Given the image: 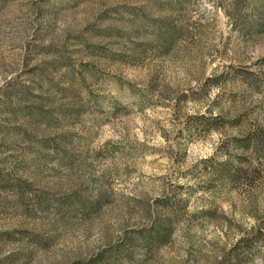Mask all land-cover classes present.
Wrapping results in <instances>:
<instances>
[{"label": "rangeland", "instance_id": "obj_1", "mask_svg": "<svg viewBox=\"0 0 264 264\" xmlns=\"http://www.w3.org/2000/svg\"><path fill=\"white\" fill-rule=\"evenodd\" d=\"M0 264H264V0H0Z\"/></svg>", "mask_w": 264, "mask_h": 264}, {"label": "trees", "instance_id": "obj_2", "mask_svg": "<svg viewBox=\"0 0 264 264\" xmlns=\"http://www.w3.org/2000/svg\"><path fill=\"white\" fill-rule=\"evenodd\" d=\"M261 135H257L255 138L253 137L252 139H250L248 143H246L243 147L241 148H250L251 149H259L258 145L262 144V141H260L261 139ZM258 151V150H257ZM168 230V226L167 224H161L158 227H156L155 232L154 233H149L147 235H142V239H144L145 241H147L148 243L151 242L153 243V245L155 244H161L162 241L164 240V235L166 236Z\"/></svg>", "mask_w": 264, "mask_h": 264}]
</instances>
